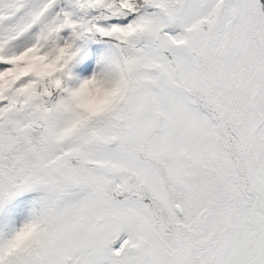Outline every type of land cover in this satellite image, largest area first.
<instances>
[{"label":"snow or ice","instance_id":"obj_1","mask_svg":"<svg viewBox=\"0 0 264 264\" xmlns=\"http://www.w3.org/2000/svg\"><path fill=\"white\" fill-rule=\"evenodd\" d=\"M0 264H264V0H0Z\"/></svg>","mask_w":264,"mask_h":264}]
</instances>
